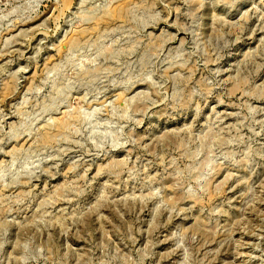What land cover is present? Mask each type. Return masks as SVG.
Wrapping results in <instances>:
<instances>
[{"label":"rangeland","instance_id":"374dc122","mask_svg":"<svg viewBox=\"0 0 264 264\" xmlns=\"http://www.w3.org/2000/svg\"><path fill=\"white\" fill-rule=\"evenodd\" d=\"M0 264H264V0H0Z\"/></svg>","mask_w":264,"mask_h":264}]
</instances>
